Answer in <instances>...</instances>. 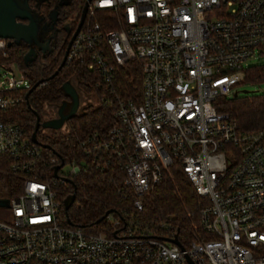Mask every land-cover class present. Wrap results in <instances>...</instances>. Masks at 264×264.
I'll return each mask as SVG.
<instances>
[{"label": "built area", "instance_id": "built-area-1", "mask_svg": "<svg viewBox=\"0 0 264 264\" xmlns=\"http://www.w3.org/2000/svg\"><path fill=\"white\" fill-rule=\"evenodd\" d=\"M7 46L0 37V159L23 185L7 198L11 221H0V264H264V129L240 133L218 110L264 53V0H90L65 63L84 66L102 93L82 92L112 118L66 161L44 156L8 117L31 84ZM131 61L139 97L115 86ZM173 164L204 199L187 237L145 207ZM92 168L120 170L130 203L99 231L60 218V185Z\"/></svg>", "mask_w": 264, "mask_h": 264}, {"label": "trees", "instance_id": "trees-1", "mask_svg": "<svg viewBox=\"0 0 264 264\" xmlns=\"http://www.w3.org/2000/svg\"><path fill=\"white\" fill-rule=\"evenodd\" d=\"M69 4V3H67ZM70 11L76 10L72 32L64 36L58 31L48 43V49L41 51L35 48L33 60L24 63L23 57L29 46L24 42L12 43L7 46L8 60L15 61L23 74L28 78L31 90L28 101L12 108L8 117L18 122L24 128L26 137H30L39 117V127L36 131L38 144H47L42 148L44 156L59 154L65 161L79 154V142L95 129H103L109 125L112 110L100 103L89 104L82 109L81 114L67 119V130L42 129L45 115V105H59L67 99L62 89L63 84L71 76L77 78L78 87L88 94L95 91L102 93L90 81L85 68L77 63H64L60 68L67 43L76 28L82 9L81 0H71ZM67 7V9H68ZM57 71L55 75L53 73ZM115 86L117 91L126 97H139L141 88V68L137 61H131L116 68ZM51 75H53L51 77ZM264 64L251 65L246 69L241 84L263 83ZM107 94V92H106ZM218 110L225 112L236 122L240 133L264 129V93H243L231 98H222ZM9 159H0V184L9 189L8 197L17 195L22 188L23 179L14 176L9 171ZM40 168L44 166L39 165ZM123 173L117 169L80 171L72 182H66L59 187V199L74 193V202L67 211L60 208V218L63 223L69 218L73 225L91 227L93 231L101 230L105 225V217L99 220L106 211L117 208H130L129 200L123 198L125 189L122 186ZM2 185V184H1ZM1 191V189H0ZM204 199L197 195L187 176L177 165H171L164 171L163 178L156 183L145 196V207L153 216L168 218L178 231V235L187 237L197 225L198 210Z\"/></svg>", "mask_w": 264, "mask_h": 264}, {"label": "water", "instance_id": "water-1", "mask_svg": "<svg viewBox=\"0 0 264 264\" xmlns=\"http://www.w3.org/2000/svg\"><path fill=\"white\" fill-rule=\"evenodd\" d=\"M89 1L90 0H86L84 2V5L82 7L81 14L79 17V21H78L77 26H76L75 30L73 31V33H72V35H71V37L67 43L64 55L62 57L61 63L58 66V68H60L65 63L66 55H67V52L69 49V45H70L73 37L75 36V34L78 32V30H79V28H80V26L84 20L85 12L87 10V6H88ZM24 20L28 21V23L33 27V31H34L33 34L30 37H28L27 41H22L21 39H19L18 37H15L13 35L14 30L18 26H20L21 21H24ZM38 21H39L38 16L36 15V13H34L29 8V6L27 4V0H0V37L8 39V46L12 43L18 44L19 42H24L29 46L30 49H34V51H35V48H38L41 51H45L46 49H48V46L44 47V44H48V40H47V38H45L46 29L44 27L40 28L38 25ZM34 56H35V52L32 54H30V52L26 53L23 57L24 63L27 64L28 62L33 60ZM56 73H57V71H55L53 73V75H55ZM53 75H51V77ZM36 85H37V83H35L33 86H31L28 89V91L26 92V94H25L26 103L28 101L29 93L31 92V90ZM62 89L64 91L65 96L67 98L71 99L72 105L75 104V109L72 111L66 112L65 113L66 115H64V117H62V115L60 114V110L62 108H64L67 100L63 101L59 105L46 104L45 109H47V108L53 109V111L56 114V118L60 119L61 122L57 127H52V126H49L46 121H44L41 125L42 129L52 127L53 129L60 130L61 127L63 125H65V131H66L67 130V119H69L70 117H72L74 115L81 114L82 109L85 106L90 104V103H88L87 105L81 107L80 99H81V95L84 93L78 87L77 78L75 76H71L68 79V81H66L63 84ZM241 92L242 93H250V91H248V90H241ZM238 93H239V91H235L233 95L237 96ZM35 115H36L35 116L36 122H35L34 129L32 131L30 139L32 142L38 143L37 138H36V131H37L40 123H39L38 115L37 114H35ZM41 146L42 147H48L47 144H41ZM59 166L60 165L55 166L54 171H56ZM74 197H75L74 193H71L63 199L62 205H63L64 211H67L69 209V207L73 204ZM0 206H8V199L7 198H0ZM108 212L109 211H106L104 213V215L99 220L103 219ZM66 222L68 224H72L69 218L66 219ZM168 240L174 244H177V245L179 244L178 240L175 237L172 239H168ZM191 264H193V263H191Z\"/></svg>", "mask_w": 264, "mask_h": 264}, {"label": "rangeland", "instance_id": "rangeland-1", "mask_svg": "<svg viewBox=\"0 0 264 264\" xmlns=\"http://www.w3.org/2000/svg\"><path fill=\"white\" fill-rule=\"evenodd\" d=\"M33 27L28 23V21H21L20 26H18L15 30H14V36L18 37L19 39H21L22 41H27L28 37H30L33 34ZM48 46V44H44V47ZM30 52V54L34 53V49H28V51L26 53ZM25 53V54H26ZM255 64H264V53L262 54H256V56L251 59L246 65L247 67L251 66V65H255ZM237 89L239 90V94L238 95H242L243 93L241 92V90H248L250 91V93H264V82L263 83H244L241 85H238ZM66 105L64 106V108H62L60 110V114L62 115V117H64V115H66L65 113L68 111H72L75 109V104L72 105L71 103V99L67 98L66 99ZM90 97L82 94L81 95V99H80V105L81 107L87 105L88 103H90ZM46 112H48V108L45 109ZM50 114L48 115V113H45L44 115V121H46L48 123L49 126L52 127H57L61 120L56 118V114L53 111V109H51ZM51 128H46L49 131L52 129ZM61 131H65V125H63L60 129ZM64 169H66V167H64ZM3 175L0 171V176ZM2 184V185H1ZM0 184V198L2 197H6L8 198V191L9 189L7 187L3 186V182H1ZM0 221L3 222H10L11 221V213L10 210L8 209V207L6 206H0Z\"/></svg>", "mask_w": 264, "mask_h": 264}, {"label": "flooded vegetation", "instance_id": "flooded-vegetation-1", "mask_svg": "<svg viewBox=\"0 0 264 264\" xmlns=\"http://www.w3.org/2000/svg\"><path fill=\"white\" fill-rule=\"evenodd\" d=\"M70 1L71 0H27L29 8L38 16L39 27H44L46 29L45 38H47L48 43L60 30L63 31L64 36L72 32L76 10L70 11V7H68ZM50 112L52 111L46 113L49 115Z\"/></svg>", "mask_w": 264, "mask_h": 264}]
</instances>
